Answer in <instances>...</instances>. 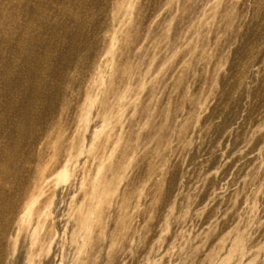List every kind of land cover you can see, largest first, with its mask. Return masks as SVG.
Masks as SVG:
<instances>
[{
    "label": "rangeland",
    "instance_id": "rangeland-1",
    "mask_svg": "<svg viewBox=\"0 0 264 264\" xmlns=\"http://www.w3.org/2000/svg\"><path fill=\"white\" fill-rule=\"evenodd\" d=\"M0 170V264H264V0H0Z\"/></svg>",
    "mask_w": 264,
    "mask_h": 264
},
{
    "label": "bare ground",
    "instance_id": "bare-ground-1",
    "mask_svg": "<svg viewBox=\"0 0 264 264\" xmlns=\"http://www.w3.org/2000/svg\"><path fill=\"white\" fill-rule=\"evenodd\" d=\"M26 113V112H25ZM22 116V115H21ZM24 120V119H23ZM1 171V170H0Z\"/></svg>",
    "mask_w": 264,
    "mask_h": 264
}]
</instances>
